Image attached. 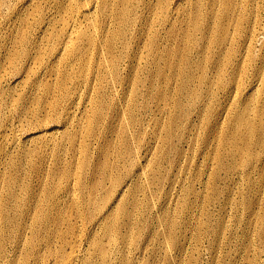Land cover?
<instances>
[{
    "label": "rangeland",
    "instance_id": "374dc122",
    "mask_svg": "<svg viewBox=\"0 0 264 264\" xmlns=\"http://www.w3.org/2000/svg\"><path fill=\"white\" fill-rule=\"evenodd\" d=\"M105 1L107 16L112 1ZM196 1L183 0L178 8L171 41L180 51L184 29L190 25L185 18ZM95 2L102 4V0H75L72 6ZM53 6L52 0H0V264H264V142L259 154L245 157L240 164L223 150L216 159L217 143L211 134H204V122L196 114L183 128L190 112L186 103L181 127L172 128L174 138L166 139L170 119L157 91L174 97L175 85L158 78L157 83L151 82L152 94L142 110L141 91L149 89L150 83L144 82L153 67L143 46L144 32H157V26L150 24L151 14L137 19V42L142 48L116 41L117 50L130 59L138 53L134 62L118 68L120 81L132 84L134 79L139 91L128 96L132 104L127 105L128 100L123 105L128 119L117 120L105 105L100 108L102 118L94 122L88 118L94 100L99 98L97 106L102 98L116 105L123 100V86L117 85L115 92L106 88L110 80L106 69L103 81L91 80L99 66L95 51L81 85L52 101L53 95L43 93L44 86L55 81L60 70H77L53 63V43L42 39L60 29L63 14ZM138 10L141 13L143 7ZM133 15L128 13L130 18ZM48 21L52 23L46 27ZM133 27L134 23L118 27L115 21L111 31H126L131 37ZM101 31L99 23L93 40ZM25 36V42L19 43ZM128 45L133 46L132 52L125 48ZM250 84L233 94L240 97ZM89 85H94L93 91ZM98 88L104 90L101 96ZM221 106L218 113L229 111ZM67 112L72 116L61 130L70 137L36 132L56 124ZM130 112L134 120H142L139 130L133 131L140 132L141 143L134 146L131 157L122 158L121 152L131 143L119 130L128 121L132 127ZM154 117L163 126L162 134L152 131ZM89 129L81 145L79 136ZM30 133L38 135L32 138ZM80 148L84 155L78 153ZM138 160L143 168L139 165L135 170ZM65 166L70 174L62 177ZM102 176L114 182L106 179L101 185ZM116 180L125 184L123 193L117 194L121 184ZM107 203L110 212L100 217Z\"/></svg>",
    "mask_w": 264,
    "mask_h": 264
},
{
    "label": "bare ground",
    "instance_id": "6f19581e",
    "mask_svg": "<svg viewBox=\"0 0 264 264\" xmlns=\"http://www.w3.org/2000/svg\"><path fill=\"white\" fill-rule=\"evenodd\" d=\"M52 1L55 5L53 8L63 14L60 18V29H55L49 35L43 36L42 39L47 37L48 41L53 43L52 53L56 59L53 63L70 65L71 69L77 67V70L71 72L60 70L58 77H55L56 80L44 86L45 96L53 95L52 101H57L60 97L68 96L70 88L79 87L85 71L92 64L91 51H95L98 55L96 65L99 66L98 69H93L91 80L103 81L106 69L110 77L106 88L115 92L117 85L123 86L121 95L123 100L116 105V103H106L102 98L99 106H97L99 98L94 100L91 103L94 110L92 114L88 115V118L91 117L90 121L92 122L102 118L104 115L100 108L104 105L107 110L111 111V116L117 120L122 117L127 118L128 111H125L123 105L129 100L128 96H132V94L137 96L139 91L138 88H134V79L132 84L129 81L126 83L120 81L118 68L122 64H128L129 60L130 62L134 58L136 60L138 53L136 57H133V60L130 59L129 56L121 53L122 49L117 50L116 41L118 40L123 46L125 42L130 41L135 44V48H142V45L140 46L137 42L139 39V34L136 35L139 32L137 26L140 23L137 19L151 14L150 24L157 26V32L153 35L144 32L146 41L143 46L153 67L151 71H148L147 79L144 82V84L150 83V87L147 91H141L142 110L147 108L148 104L145 100L152 94L151 82L157 83V78L160 81L169 80L175 85L173 88L174 97H170L161 89L157 91L159 101L167 105L166 116L170 119V124L165 131L166 139L174 138L172 128L181 127L180 120L184 116L183 108L186 103L190 112L185 116L187 123L183 128L190 124L192 116L196 114L200 121L204 122V134H211L217 143L216 159L222 157L219 150H223L225 156L232 155L235 158V163L238 164L245 157L250 159L259 154V149L264 142V0H197L191 5V11L185 18V21L190 25L184 29L180 41L184 46L182 51L177 49L176 44L171 40H173L172 32L176 28L178 8L182 7L183 0H111V14L107 16L104 11L105 0H102V4H98V2L84 3L77 8L72 6L75 0ZM141 7H143V11L140 13L138 9ZM101 11L103 12L101 13ZM131 11L134 15L130 18L128 13ZM171 11H175V14L173 15ZM115 21L118 27L126 28L134 23L131 37L126 31L113 33L111 29ZM24 22H28V18ZM51 23L52 21H48L46 27ZM99 23H101L102 29L101 36L97 37V40H93V33L97 31ZM27 37H22L18 42L24 43ZM125 48L128 52L134 50L133 46L129 45ZM71 52L74 54V59L71 58ZM249 84L251 88L245 94L240 97L233 94L241 87L247 89ZM126 85L128 86L124 88ZM94 88V85H89L90 91H93ZM97 92L101 96L104 90L98 88ZM130 101L131 104L134 102L129 100L127 105ZM154 102L159 108L158 100H154ZM72 104H69L67 108L70 109ZM221 105L225 108L228 107L229 111L218 113L217 110L221 109ZM110 114L107 112L106 118H109ZM71 116V113L67 112L66 117H60L56 124H53L54 122L50 126L46 124L38 128L36 132L51 134L50 137L54 135V132H58L63 137H70L66 130H61V125H67ZM129 117L133 123L132 127L128 121L119 130L131 143L121 152L122 158L126 154L131 157L135 151L134 146L141 143L140 132L133 131L139 130L143 125L142 120L141 118L134 120L132 112L129 113ZM67 118L68 120H66ZM154 123L156 126V129L152 130L154 134H158L159 130L162 134L163 126L161 123L158 125L156 117H154ZM133 128L137 129L131 130ZM85 131L79 136L81 145L82 138L89 137L90 129ZM33 133H30L32 138L38 135ZM72 137L75 141L77 140L76 135ZM78 153L84 155L81 148ZM108 153H106L107 159ZM248 164L249 161L246 165ZM139 165L143 168L141 160L137 161L135 170ZM110 166L108 167L110 168ZM133 172L132 174H134ZM69 174V169L65 166L61 175L67 177ZM106 179L114 182L109 176H102L101 185ZM116 182L120 185L123 181L116 180ZM124 191L125 184L123 183L117 194ZM108 203L105 206L107 208L100 209V217L109 214L111 207L108 206ZM100 227L104 228V221ZM106 230H108L107 225ZM71 262L73 261L71 260Z\"/></svg>",
    "mask_w": 264,
    "mask_h": 264
}]
</instances>
